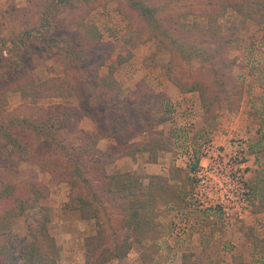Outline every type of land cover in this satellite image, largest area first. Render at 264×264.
Listing matches in <instances>:
<instances>
[{"label":"rangeland","instance_id":"rangeland-1","mask_svg":"<svg viewBox=\"0 0 264 264\" xmlns=\"http://www.w3.org/2000/svg\"><path fill=\"white\" fill-rule=\"evenodd\" d=\"M48 1L0 0V56L8 58L10 67L22 59L25 65L16 68L23 75L37 81L62 77L68 68L61 63L63 57L73 59L87 51L82 32L89 25L100 35V50L89 64L79 66L77 96L40 100L8 90L0 118H37V106L59 104L67 113L78 107L77 116L68 114L63 121L61 138L68 142L75 131L84 143L87 136L81 131L98 130L89 119L91 108L114 93V100H136L138 110H125L122 121L115 117L112 135L133 147L128 151L152 138L166 149L146 168L149 154L142 152L133 158L102 156L85 166L94 185L99 168L107 175L123 173L117 167L124 158L140 164L131 173L144 178V190L153 177L166 179L158 182L165 195L143 212L152 216L153 239L148 234L144 244H133L125 259L108 264H142V255L152 264H232L235 254L248 264H264V0H146L166 35L152 32L126 0H93L80 6L73 1L57 12L52 26H45ZM170 39L192 47L194 59L187 61ZM108 74L116 82L113 90L100 81ZM171 86L178 92H170ZM17 135L28 137L22 129ZM110 143L100 140L96 146L104 151ZM175 169L183 170L185 179L174 177ZM0 173V188L13 185L25 194L31 183L44 194L38 193V199L30 194L29 205L37 206H27L23 216L9 222V230L25 235L47 208L58 264H84V243L100 227L108 229L105 218L82 221L67 204L72 197L68 183L53 181L3 146ZM2 203L0 212L11 207ZM108 212L115 224L117 209L108 204Z\"/></svg>","mask_w":264,"mask_h":264},{"label":"trees","instance_id":"trees-1","mask_svg":"<svg viewBox=\"0 0 264 264\" xmlns=\"http://www.w3.org/2000/svg\"><path fill=\"white\" fill-rule=\"evenodd\" d=\"M73 1L80 6L82 4L89 5L93 0H60L56 4L54 0H49L48 3H51V7L45 10L47 14L45 26H52V19L56 17L57 12L67 4L72 6ZM126 1L132 10L151 25L152 32L167 34V30L162 28L156 19L155 8L148 5L146 0ZM206 13L209 14V12ZM134 34L139 35L135 31ZM82 37L88 41V49L81 56L74 55L73 59L63 57L61 63L68 68L62 77L37 81L33 75H23L16 68V65L21 68L25 65L22 59L15 60V64L12 63V67H10L11 63L8 58L0 56V84L3 85V88H0V110H5L8 105V90L40 100L51 98L61 100L77 96V82L80 80L77 70L80 68L79 66L89 64L91 56L98 54L100 50L98 47H101L100 35L95 26H87L82 32ZM170 41L171 46L182 55L184 54L187 61L192 60V47H185L173 39ZM82 47L87 48L86 45ZM49 59L51 58L49 57ZM103 62L104 60L100 61V64ZM1 68L4 69L1 70ZM100 81L110 90L115 89L116 82L111 78V74L102 77ZM174 85L179 88L177 83ZM103 92L111 95V91ZM184 92L192 91L185 90ZM112 96L115 94L113 93ZM112 96L102 98L97 105H93L91 108L89 119L98 130L95 134L81 131L82 135L87 136L84 143L82 139H78L75 131L69 130V134H72L70 141L65 142L66 140L61 138L63 121L68 120L69 115L77 116L78 107H73L75 110L68 109L69 113H67L61 110L63 107L59 104L47 108L37 106L35 108L38 111L37 118H31L32 115H29L28 119L12 118L6 122L2 120L3 115L0 118L1 147L7 148L9 153L16 156L21 162H32L39 170L49 174L53 181L68 183L71 187L72 197L67 204L71 206L72 211L79 214L82 221L105 218V222L109 226L108 229L100 227L97 233L88 237L84 243V264H108L111 261L125 259L134 243L144 244L148 234L150 239H153L152 232H150L153 230L152 216L143 212L154 204L157 196L165 195L163 187L158 185V182H166V179L158 176L150 180L146 190L140 183L144 178L141 179L130 172L107 175L102 168H99L96 172L98 181L95 185L86 177L85 166L97 162L98 157L133 158L137 153L142 152L149 154L150 163H155L158 154L166 150L161 141L152 138L146 145L141 147L134 145V149L128 151L133 147H127L128 143H124L117 136L112 135L115 134L112 126L115 117L120 121L125 119V110L126 112L132 109L138 110L135 106L136 100H127V103L120 98L114 100ZM90 106L88 103L86 108H90ZM33 109L31 107V110ZM94 111H97L96 116L93 115ZM125 124L124 122L123 126ZM17 129H22L24 133L28 134V137L20 138L17 135ZM104 130H111L112 133L102 134L101 132ZM30 137L33 139L29 140ZM100 140H108L112 143L104 151H100L96 146ZM126 147L128 149L124 151ZM62 164L66 166H61ZM81 164L84 165L81 166ZM184 173L181 169H175L172 172L174 177L180 179H185ZM30 187V190L25 194L19 193V190L13 185H3L0 188V204H3L2 202L11 203L9 209L4 208L0 212V264H58V246L49 231L50 216L47 208L42 209L41 218L34 225L28 227L25 235L18 236L9 230V222L23 216L27 206L29 208L37 206V203L29 205L30 194H35L36 199H38V193L44 195L42 190L38 191L35 188L34 184L30 183ZM43 189V191H47L45 188ZM108 204L114 206L118 211L115 215L117 216L115 224H111L114 219L109 216ZM141 259L142 264H152L150 258L145 255H142ZM185 262L183 261V264ZM232 264L248 263L244 261L243 257L234 256Z\"/></svg>","mask_w":264,"mask_h":264},{"label":"crops","instance_id":"crops-1","mask_svg":"<svg viewBox=\"0 0 264 264\" xmlns=\"http://www.w3.org/2000/svg\"><path fill=\"white\" fill-rule=\"evenodd\" d=\"M169 91L170 92H172V93H176V92H178L177 91V89H176V87H169ZM179 100V99H178ZM103 141V140H102ZM151 163H146V164H144V166H145V168L146 167H148L149 165H150ZM139 163L138 162H133V160L132 159H128V158H124V159H122V160H120L119 161V163H118V167H117V169L119 170V169H121V171L122 172H135V170L139 167ZM151 165H154V164H151ZM140 168H143L142 166L140 167ZM169 237V234H168V236L166 237V238H168ZM229 238H231L232 239V237H229ZM167 240V239H166ZM165 245L166 246H168L166 243H165ZM162 251H164L165 253H168V251H169V249H167V248H164V250H162ZM175 252V251H174ZM224 253H226V250H224ZM239 253V252H238ZM175 253H172V256L171 255H169V256H171L172 258H173V255H174ZM233 253H231L230 255H232ZM240 254V253H239ZM236 255H238V254H235L234 256H236ZM233 256V255H232ZM231 256V257H232ZM172 258H170V259H172ZM167 259L169 260V258L167 257ZM167 259H166V261H167ZM176 262H177V260H176Z\"/></svg>","mask_w":264,"mask_h":264},{"label":"built area","instance_id":"built-area-1","mask_svg":"<svg viewBox=\"0 0 264 264\" xmlns=\"http://www.w3.org/2000/svg\"><path fill=\"white\" fill-rule=\"evenodd\" d=\"M203 152L207 153V150L205 148H203Z\"/></svg>","mask_w":264,"mask_h":264}]
</instances>
